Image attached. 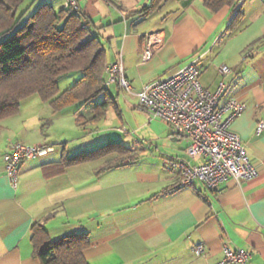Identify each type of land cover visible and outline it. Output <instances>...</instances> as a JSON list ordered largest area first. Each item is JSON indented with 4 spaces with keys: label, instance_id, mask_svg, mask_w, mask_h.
I'll return each mask as SVG.
<instances>
[{
    "label": "crops",
    "instance_id": "1",
    "mask_svg": "<svg viewBox=\"0 0 264 264\" xmlns=\"http://www.w3.org/2000/svg\"><path fill=\"white\" fill-rule=\"evenodd\" d=\"M44 1L55 9L64 3L37 0V4ZM234 1L235 6L225 4L213 11L204 0H164L145 18L136 11L150 0H79L104 47L111 45L112 50L106 49L108 65L123 53L125 74L135 91L194 59L205 87L216 90L224 80L221 101L234 95L247 103L231 126L240 134L258 175L240 181L229 177L216 190L201 181L181 185L179 171L166 159L185 158L186 143H177L183 139L153 115L137 125L151 128L161 143L155 147L151 143L144 153L137 149L136 160L110 169H102L103 159H96L98 168L96 160L65 164V158L121 138L100 134L107 115L84 123L92 110L81 109L80 121L74 109L54 113L38 95L42 101L30 115L21 103L19 113L0 120V264H41L31 239L36 221L54 239L89 231L91 243L84 255L91 264H213L223 257L224 244L246 248L251 255L245 264H264V128L257 132L258 121L264 120V0L247 6L245 0ZM237 10L238 25L227 29ZM152 15L160 16L156 30H163L165 41L144 60V37L151 31L138 26ZM223 64L229 72L222 71ZM106 76L107 81V71ZM108 91L121 113L138 100L136 93L125 92L117 82H111ZM16 115L22 122L34 116L21 138L13 134ZM65 118L70 129L65 128L67 136L54 147L48 126L57 122L64 126ZM153 121L160 123L158 128L151 125ZM73 128L86 136H72ZM29 132L35 137L28 138ZM14 140L54 147L47 155L21 162L15 186L4 160ZM199 244L203 249L196 251Z\"/></svg>",
    "mask_w": 264,
    "mask_h": 264
},
{
    "label": "trees",
    "instance_id": "2",
    "mask_svg": "<svg viewBox=\"0 0 264 264\" xmlns=\"http://www.w3.org/2000/svg\"><path fill=\"white\" fill-rule=\"evenodd\" d=\"M164 0H150L140 15L147 18ZM27 2L18 14L19 7ZM213 11L234 0H204ZM237 10L227 29L239 23ZM95 23L82 9H55L49 2L37 0H0V120L19 113L25 97L37 94L50 104L54 113L74 105L78 120L83 121L81 109L92 110L84 123L102 120L110 107L121 114L106 87L107 50ZM97 28V27H96ZM80 71L82 74L64 90L59 78ZM103 100H97L100 94ZM136 148L119 141L102 144L64 159L65 164L105 159L102 169L127 164L138 158ZM33 253L41 264H91L84 249L91 243L89 231L72 232L52 238L40 221L31 228Z\"/></svg>",
    "mask_w": 264,
    "mask_h": 264
},
{
    "label": "built area",
    "instance_id": "3",
    "mask_svg": "<svg viewBox=\"0 0 264 264\" xmlns=\"http://www.w3.org/2000/svg\"><path fill=\"white\" fill-rule=\"evenodd\" d=\"M64 7L78 10L79 0H64ZM165 41L163 30H154L144 37L142 57L148 60L154 51ZM224 73L230 67L223 64ZM108 79L117 82L129 93H136L138 106L151 115L163 119L172 133L186 141L185 158L168 157L167 164L180 174V184L201 181L207 188L216 190L229 178L238 181L253 179L258 175V167L248 153L240 134L232 128V122L247 107V103L230 95L224 102L221 97L225 81L216 90L205 87L200 80V68L192 60L172 74L143 85L135 91L125 74L124 57L120 51L115 61L106 67ZM264 128V120H259L257 132ZM54 150L52 145L27 143L14 140L4 155L5 167L15 186L18 182V169L24 160L44 156ZM203 245L196 246V251ZM223 257L213 264H245L250 252L244 247L232 248L224 244Z\"/></svg>",
    "mask_w": 264,
    "mask_h": 264
},
{
    "label": "rangeland",
    "instance_id": "4",
    "mask_svg": "<svg viewBox=\"0 0 264 264\" xmlns=\"http://www.w3.org/2000/svg\"><path fill=\"white\" fill-rule=\"evenodd\" d=\"M251 1H255V0H245L243 3V6H247V3L250 4ZM27 2H25L24 4H22L19 9H18V14H20V12L25 8V6ZM59 8V7H57ZM175 19V18H174ZM247 20V18H246ZM161 21L160 16L157 17V15H152L150 16L148 19L144 20L143 22H141V24L138 26L139 29L141 30H147L148 31H154L156 29H159L157 26H159V22ZM105 47L106 49L109 51L111 49V45L109 43H105ZM112 50V49H111ZM82 73L80 71H73L71 73H66L64 75H62L59 78V87L60 90H64L67 87H69L70 85H72L75 80L77 78H79V76ZM107 78V76H106ZM113 94L116 95V91L113 90V87L111 88ZM110 91V90H109ZM34 96H29L30 98L25 97V100L23 99L21 102L24 105V110L26 109V112L30 113L32 112V110L35 107H38L37 105H39V103H41V99L38 98L37 94H33ZM37 95V96H36ZM104 94H100L97 97V100H103L104 99ZM135 106H132L127 108L128 111H125L124 109L122 110L121 114H117L113 109V107H110L108 110V114H107V120H104V122L102 123V126L105 128H102L100 134L104 135L107 134L108 137L109 136H114L116 138H121V140H117V141H121L123 144L127 145V146H131L134 147L136 149H138L139 151H141V153H144L147 151V147L152 143L153 147H155L156 144H160V141H157L156 139V135H153L152 129L151 128H140L137 124H139L141 122V120H147L146 122L150 121L152 118H155L151 115V113H149L148 111L140 108L138 106V100L137 102L134 104ZM70 109H74L75 106L71 105L69 106ZM86 108H83L82 111L85 112ZM18 122H13L17 124V127L15 128V130L13 131L14 136L21 138L19 135H26V131L29 130V124L32 121V118H34V116H30L28 117L27 120H25L24 122H22L21 117L19 115L15 116ZM18 117V118H17ZM12 120H14L13 118H11ZM150 119V120H149ZM64 123L65 125L60 126V122H57L56 124L53 123L50 124L48 126V134H49V142H53V146L54 147H58L60 146V139L62 138V136H67L66 134H68V130L70 129V127H68V119L65 118L64 119ZM106 121V122H105ZM162 121V120H161ZM163 123V122H162ZM160 123H157L156 121L152 122V126L155 128H158ZM163 126L166 127V125L163 123ZM64 127V128H63ZM67 128V129H65ZM89 128H91V126H89ZM79 130H76V128H73V132L72 136H78V135H82V136H86V134L84 133H80ZM120 131V132H118ZM110 133H112L113 135H109ZM84 134V135H83ZM28 138L31 137H35L34 135L31 134V132H29V135H27ZM130 137H133V139L135 140H130ZM168 137V131H167V136ZM66 139V138H63ZM137 139V141H136ZM83 138L80 139V141L82 142ZM108 140V139H107ZM169 142H173L170 138L168 139ZM21 141V140H20ZM79 141L76 139V142ZM109 142H112L111 140H108ZM177 143H181V145L183 146L186 142L185 140H181V141H177ZM105 144V142L103 143ZM161 146V145H160ZM95 149L94 147L90 148V150ZM89 151V149H88ZM92 161V160H91ZM97 160L95 162L94 165L97 166ZM106 161L105 159L102 160V165H105ZM99 167V164L96 168Z\"/></svg>",
    "mask_w": 264,
    "mask_h": 264
}]
</instances>
